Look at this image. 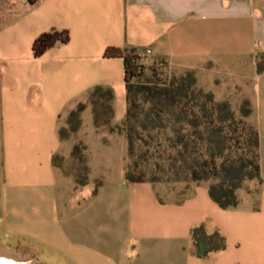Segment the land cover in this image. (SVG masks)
Returning <instances> with one entry per match:
<instances>
[{
	"label": "crops",
	"instance_id": "crops-1",
	"mask_svg": "<svg viewBox=\"0 0 264 264\" xmlns=\"http://www.w3.org/2000/svg\"><path fill=\"white\" fill-rule=\"evenodd\" d=\"M69 40L35 56L42 32ZM150 49L169 70L195 71L215 99L247 100L259 137V179L223 209L208 181L170 189L125 178L127 142L95 127L89 92L112 91L123 122L122 57ZM264 0H0V264H264ZM81 127L61 139L69 113ZM85 145V181L71 151ZM57 157L58 162H55ZM218 230L225 248L195 254L191 229Z\"/></svg>",
	"mask_w": 264,
	"mask_h": 264
},
{
	"label": "trees",
	"instance_id": "trees-1",
	"mask_svg": "<svg viewBox=\"0 0 264 264\" xmlns=\"http://www.w3.org/2000/svg\"><path fill=\"white\" fill-rule=\"evenodd\" d=\"M68 40L67 29L42 32L33 42L34 55L40 56ZM104 54L124 60L127 107L123 122L111 125L113 95L109 88L95 86L89 92V102L95 127L107 126L125 136V178L151 183L181 178L189 181L186 184L208 181L209 196L217 205L223 209L235 207L237 189L245 180L260 177L259 137L247 120L249 102L242 101L235 111L230 100H217L210 90L201 87L193 70L163 79L153 66L151 74L141 78L144 67L134 47L108 46ZM258 70H264V60L259 61ZM84 107L80 103L69 113L65 126L59 129L61 139L81 127ZM85 149L82 142H77L71 151L74 163L80 165L78 183L85 181L88 169ZM190 234L198 257L225 248V238L217 229L208 233L198 225Z\"/></svg>",
	"mask_w": 264,
	"mask_h": 264
},
{
	"label": "rangeland",
	"instance_id": "rangeland-1",
	"mask_svg": "<svg viewBox=\"0 0 264 264\" xmlns=\"http://www.w3.org/2000/svg\"><path fill=\"white\" fill-rule=\"evenodd\" d=\"M140 62L143 64V67H144V70H143L144 73H143L141 78H144V76L146 77V76L150 75L151 74L150 68H152L153 66L157 67V72H158L159 78L166 79V78H170L173 75L180 74V73H176V72L169 70V68H167V66L163 62L162 63H156V62L152 61L150 58H144L143 60H140ZM240 104H241V102L240 103L235 102L232 104V107L235 109V111H238ZM73 165L76 168L78 167V170H80V165H78L76 163H73ZM187 182H189V181L184 180L183 178H181L177 181H174L171 179H168V180L163 179V180L157 182V184L162 189H163V187L175 189L176 187L186 185Z\"/></svg>",
	"mask_w": 264,
	"mask_h": 264
},
{
	"label": "built area",
	"instance_id": "built-area-1",
	"mask_svg": "<svg viewBox=\"0 0 264 264\" xmlns=\"http://www.w3.org/2000/svg\"><path fill=\"white\" fill-rule=\"evenodd\" d=\"M150 54L151 50L148 48L143 51H138L139 60H143L144 58L150 56Z\"/></svg>",
	"mask_w": 264,
	"mask_h": 264
}]
</instances>
